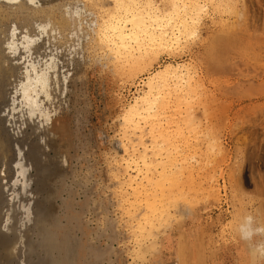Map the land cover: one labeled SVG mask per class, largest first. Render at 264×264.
<instances>
[{
  "label": "rangeland",
  "instance_id": "374dc122",
  "mask_svg": "<svg viewBox=\"0 0 264 264\" xmlns=\"http://www.w3.org/2000/svg\"><path fill=\"white\" fill-rule=\"evenodd\" d=\"M118 1L36 0L49 11L9 21L34 30L65 18L51 40L73 61L66 133L47 131L45 164L21 143L26 174L4 190L6 252L13 264H264V0H198L195 33L132 53L97 38ZM127 1L160 13L180 3ZM176 66L191 90H175ZM159 72L165 108L131 112ZM10 131L33 132L22 121Z\"/></svg>",
  "mask_w": 264,
  "mask_h": 264
},
{
  "label": "bare ground",
  "instance_id": "6f19581e",
  "mask_svg": "<svg viewBox=\"0 0 264 264\" xmlns=\"http://www.w3.org/2000/svg\"><path fill=\"white\" fill-rule=\"evenodd\" d=\"M9 2H13L12 4L18 2L16 3L18 6L8 7ZM33 2L36 0H0V206L5 188L9 185L17 186L20 174H26V168L22 162L26 152H31L36 162L45 164L47 161L45 162L41 156L43 152H46L47 146H50L48 143L52 141L51 134L47 131L51 129L50 132L56 136L59 130L64 133L62 129L68 124L66 116L69 110L70 68L73 59L67 53L68 50L65 52L56 50L51 40V34L57 30L62 33L68 21L63 17H58L54 21L51 19L57 27L53 26L54 23L52 24L51 21L36 22L34 30H31L29 26L21 27L16 23L9 25L12 18L20 17V15H27L30 18L31 13L49 11L47 6H35ZM179 2L169 12L160 13L150 10L143 12L138 2L119 0L117 10L111 11L103 25L97 29V38L110 42L119 51L124 50L126 53H132L137 46V49L141 51L146 49V52L151 47L171 46L180 42L184 36L195 33V20L206 7L201 4L202 1L198 0L196 2L179 0ZM49 15L53 16L52 12H49ZM36 29L37 32L33 33ZM168 69H170V75H173L172 81L176 91L178 89L183 91L185 88L191 90L187 78L191 74L189 69L186 72L183 70L185 72L183 75H180L181 66ZM163 74L159 72L151 77L148 89L139 96L131 112L138 116H157L158 108H165L166 100H163V104H158V100L160 96L166 95L165 90L170 89L171 84L167 79L168 74L162 80ZM180 97L181 94H178L177 98ZM57 101L61 102L66 118L60 123V127L55 123L57 116L54 118L52 114L57 111ZM19 121L26 123L27 127L33 130L29 137H25L26 134H24L18 138L10 131V126L16 125ZM27 139H31L32 146L22 155L23 149L20 145ZM43 140H45L44 143ZM16 148L19 157L11 163ZM5 164L6 168L3 169ZM20 169L23 170L22 173ZM135 169L134 177L138 178L140 169L138 166ZM11 171H16L19 176L8 180L6 177H10ZM23 187L26 192V185ZM0 229L2 231L1 220ZM248 231L245 230V232ZM6 234L3 231L0 234V264H10V262L13 264V255L11 256V252L9 254L6 252L9 251L8 248L11 245L9 240L13 239V234L12 239H7ZM249 234H251L250 231Z\"/></svg>",
  "mask_w": 264,
  "mask_h": 264
}]
</instances>
